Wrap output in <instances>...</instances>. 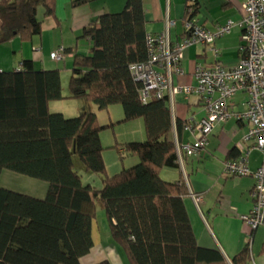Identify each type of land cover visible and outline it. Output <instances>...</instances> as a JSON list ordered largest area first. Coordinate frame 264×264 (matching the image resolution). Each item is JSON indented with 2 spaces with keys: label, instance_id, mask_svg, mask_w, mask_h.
<instances>
[{
  "label": "trees",
  "instance_id": "trees-1",
  "mask_svg": "<svg viewBox=\"0 0 264 264\" xmlns=\"http://www.w3.org/2000/svg\"><path fill=\"white\" fill-rule=\"evenodd\" d=\"M55 5L56 0H0V44L41 34L38 9L54 15ZM197 8L189 5L187 16L193 19ZM145 24L143 0L105 12L84 28L81 37L91 41V50L76 53L71 67L69 97L99 109L121 105L124 116L116 122L101 124L92 109L74 117L52 112L50 103L64 98L59 69L37 70L26 59L20 70L0 71V176L8 170L49 185L42 199L0 185V264H81L93 246L97 201L130 264L250 263L249 244L231 263L219 249L199 245L184 202L185 181L160 174L165 166H178V154L169 96L144 102L143 83L130 71L131 64L150 57ZM139 118L146 138L114 145L120 158L137 155L139 162L110 175L101 131ZM177 126L182 129V122ZM75 158L87 171L103 175L102 188L83 182Z\"/></svg>",
  "mask_w": 264,
  "mask_h": 264
},
{
  "label": "crops",
  "instance_id": "crops-1",
  "mask_svg": "<svg viewBox=\"0 0 264 264\" xmlns=\"http://www.w3.org/2000/svg\"><path fill=\"white\" fill-rule=\"evenodd\" d=\"M73 1L56 0L55 13L48 16H45L44 8L40 6L38 17L42 20V32L31 41H22L19 37H14L1 43L0 71L20 70L26 59L32 60L37 70L59 69L61 74L62 69L58 65L63 64L65 68L70 67L67 69L71 71L75 54H88L91 50V41L81 37L84 28L105 12L122 11L127 0H88L79 5H74ZM243 1L143 0L145 29L148 34L153 35H159L168 29L172 45L176 46L186 35L184 19L189 14V5L196 3L198 8L193 12L198 24L214 29L216 25L227 20L234 22L231 32L217 39L215 43L222 52L221 62L232 67L240 58ZM169 20H175L176 24L168 28ZM60 49L70 51H65L64 60L52 59L51 53ZM182 53L183 72L174 75L173 83L195 86L197 84L194 77L195 69L200 65L206 67L215 65L213 54L203 43H194ZM61 81L64 90V85L69 83V80L61 75ZM57 101L59 100L50 103V110L52 103ZM247 101L248 94L239 92L234 100V110L245 111ZM170 107L173 117L172 138L175 144L194 141L198 134L194 126L205 115L202 99L197 94L177 93L173 101L170 100ZM177 121L183 124L180 130ZM139 125L144 127L145 122ZM186 125H190L191 128H186ZM247 130L248 125L245 121L230 119L217 124L199 154L189 156L183 153L180 157L177 151L178 166H165L161 168L160 174L169 181H185L188 194L184 202L199 245L219 249L231 263L236 254L249 244L251 255L249 264H264V226L253 229L244 220V216L249 214L253 205L252 190L255 179L251 175H232L226 171V163L239 159L250 146L244 140ZM101 141L103 142L102 134ZM126 141L115 137L113 143ZM113 143L106 146L111 148L115 145ZM262 157L259 149L253 148L249 151L247 159L251 171L257 170L262 163ZM78 173L83 177L84 172ZM0 185L40 199L46 197L49 189L45 181L8 170L1 173ZM93 185L102 188L103 179L101 186ZM196 197L201 200L198 202ZM102 224L103 222L93 225V246L81 257V264H94L104 259H108L111 264H130L123 249L113 240L108 222L101 230Z\"/></svg>",
  "mask_w": 264,
  "mask_h": 264
},
{
  "label": "built area",
  "instance_id": "built-area-1",
  "mask_svg": "<svg viewBox=\"0 0 264 264\" xmlns=\"http://www.w3.org/2000/svg\"><path fill=\"white\" fill-rule=\"evenodd\" d=\"M242 8L240 58L235 66L228 67L221 62V49L215 45L217 39L231 32L234 22L227 20L210 29L198 24L189 15L184 20L188 33L181 43L172 45L168 29L159 35L148 34L149 60L131 64L130 71L135 80L143 83L141 98L144 102L154 95H168L172 102L177 93L197 94L202 99L205 115L194 126L198 133L197 138L192 142L176 144L180 157L183 153L189 156L199 154L217 124L230 119L247 123L248 130L244 140L250 146L239 159L226 163V171L232 175L254 177L253 205L244 220L255 229L264 226V0H244ZM175 24V20H169L167 27ZM194 43H203L210 48L215 65H200L195 69V86L174 85V75L183 72L180 65L182 52ZM64 56V49L51 53L52 59L59 61L64 60ZM239 92L248 94L245 111H236L233 108ZM186 128L191 126L186 125ZM253 148L259 149L263 156L262 163L255 171H251L247 159ZM196 200L199 202L201 198L196 197Z\"/></svg>",
  "mask_w": 264,
  "mask_h": 264
},
{
  "label": "rangeland",
  "instance_id": "rangeland-1",
  "mask_svg": "<svg viewBox=\"0 0 264 264\" xmlns=\"http://www.w3.org/2000/svg\"><path fill=\"white\" fill-rule=\"evenodd\" d=\"M61 70V75L66 77L69 80L71 71L65 68L63 64H59ZM63 88V86H62ZM64 98L60 99L56 103H52L51 111L52 112H62L66 117H74L79 115L82 111H95L98 116V120L101 124L116 122L123 118L124 111L121 105H112L108 109H99L97 105L86 99L73 98L69 97V87L68 83L64 85ZM62 91V92H63ZM138 120V121H137ZM135 121L119 123L114 127H110L101 131L103 137V146L106 148L107 144L113 143L115 137L119 139H125L127 141H141L144 140L147 136L145 125L143 119H137ZM116 144V143H113ZM111 144V145H113ZM104 159L107 166V171L110 175H113L124 168L131 167L139 162V157L137 155H125L124 158H120L119 151L114 147L106 148L103 152ZM75 168L77 171L84 172L83 181L84 183H93L95 185L101 186L102 184V175L94 173L92 171H87L80 165L78 158H75ZM85 170V171H84ZM97 205V220L94 222V225H101V230L103 226L107 224L105 213L102 209V205L99 201L96 202Z\"/></svg>",
  "mask_w": 264,
  "mask_h": 264
}]
</instances>
